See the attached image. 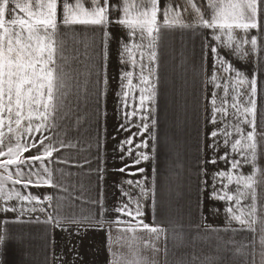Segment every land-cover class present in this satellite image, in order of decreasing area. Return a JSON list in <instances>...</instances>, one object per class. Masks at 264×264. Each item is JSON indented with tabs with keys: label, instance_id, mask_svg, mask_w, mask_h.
Segmentation results:
<instances>
[{
	"label": "crops",
	"instance_id": "crops-1",
	"mask_svg": "<svg viewBox=\"0 0 264 264\" xmlns=\"http://www.w3.org/2000/svg\"><path fill=\"white\" fill-rule=\"evenodd\" d=\"M20 2L28 3L30 0ZM65 2L68 0H57V20L65 43L66 62L61 63L70 77L71 91L61 135L67 133L78 146L64 148L54 153L50 162H45L53 170L55 185L51 187L29 185L24 188L23 179L21 184H14L15 166H10L7 171L0 166V177L11 173L13 178L4 181L6 192L20 191L22 195L35 196L42 202L0 200V206L17 208L16 212H0V235L6 233L8 236L7 241L0 245V264H128L134 260V252H139L146 264H261V253L264 252L260 244V237L264 235V137H257L258 171L253 187L258 212L254 231L233 232L232 229H239L240 225L226 218L230 202L213 198L216 193L223 194V184L227 183L226 178L221 180L215 173L227 172L231 167L219 157L228 152L231 160L234 155L230 144L225 147L223 135L215 139L210 135L224 127L219 115L217 123L211 122V99L212 93L216 92L217 105L221 104L227 77L221 72L215 82L221 85L219 88L210 82L213 56L205 45L219 44L212 39L213 30L177 27L165 31L159 41V82L152 78V83L156 84V96L154 100L144 102L145 106L152 108L151 118L158 122L159 143L153 151L149 133L140 134L141 116L147 114L141 108L140 98L142 94H149L148 91L141 93V88L148 87L141 82L140 67L141 63H149L146 50L133 49L136 60L133 66L131 58L124 52V45L131 46L132 42L127 30L119 24H109L107 38L96 26L63 25ZM128 2L136 4L140 0ZM201 2L206 6L208 0H197L198 4ZM71 3L75 4V0ZM158 3L162 7L171 6L174 0H158ZM110 4L122 9L123 0H120V5H117V0H110ZM16 14L23 15L18 10ZM122 15V10H113L110 18L116 20ZM182 15L186 17L187 13ZM157 18L162 23V11L157 13ZM260 19V44H264V16ZM235 32L243 36L241 30ZM256 34L257 30H251V35ZM226 38V35L222 37ZM141 51H145L143 60ZM221 55L227 56L235 68L246 70L249 77L254 71L259 72L262 87L258 106L264 113V52L260 54L258 68L254 59L251 63L237 60L225 49H221ZM127 72L133 75L130 78L132 87L123 89L128 92L125 98L121 85H127L128 80L122 81L121 77ZM147 74L146 67L143 75ZM232 76L226 97L229 105L235 95L232 88L240 90L235 73ZM232 111L229 107V112ZM133 112L135 115L126 120L125 113ZM227 120L233 121V117L229 115ZM248 130L245 126V131ZM258 131H264V127H259ZM35 138L38 140L40 133H35ZM234 138L239 137L234 134ZM129 139L132 140L131 145L124 144L122 151L121 143ZM142 140H148V148L136 147ZM214 143L219 144L216 150L209 147ZM138 152L148 153L150 159L134 165ZM35 154L36 150L31 149L23 155ZM56 157L66 162L58 163ZM5 158L0 157V160ZM212 160L217 162L211 163ZM126 165V170L120 171ZM138 168L145 171L140 173ZM36 169L42 171L40 162L33 166V170ZM23 170L27 171L26 168ZM238 171L252 175L253 167L242 165ZM145 178L148 186L156 189L155 203L151 194L146 199L140 197L136 182ZM129 181L133 183L129 184ZM229 189L235 192L236 185H229ZM45 196L53 197L52 201H45ZM137 199H141L145 213L140 219L150 227L160 226L168 230L167 238L161 236L155 242L158 252L152 250V237L148 231L127 215L121 217L125 223H113L110 228L105 224L103 231L95 230L87 223L76 225L67 220L62 222L63 230L45 223L53 208H57L60 216L78 218L97 215L101 205L105 218L114 220L120 215L116 209L127 204L134 210ZM251 203L249 197L242 201V206ZM21 204L25 208L35 207L36 211L20 216ZM41 207L45 208L44 212L39 210ZM232 240L234 244L227 243ZM244 245H251L243 247L246 255H236V249Z\"/></svg>",
	"mask_w": 264,
	"mask_h": 264
},
{
	"label": "snow or ice",
	"instance_id": "snow-or-ice-1",
	"mask_svg": "<svg viewBox=\"0 0 264 264\" xmlns=\"http://www.w3.org/2000/svg\"><path fill=\"white\" fill-rule=\"evenodd\" d=\"M120 5V0H117ZM57 0H30L28 3H21L20 0H0V166L5 171L10 166H15L14 184H21L28 188L54 186L55 180L53 170L50 169L46 161L54 158V153H59L62 149L76 148L77 143H73L67 133L61 135V125L66 119L67 98L71 91L69 83L70 77L65 72L66 62L65 43L60 34L57 20ZM17 10L23 15H17ZM121 11L123 15L116 20L110 18L111 11ZM163 14L162 23L158 21L157 13ZM182 13H187L183 16ZM264 16V0H208L205 6L197 0H174L171 6H161L158 0H140L139 3L130 4L128 0H123L122 9L119 6L110 4V0H71L63 3V25H84L96 26L103 31L105 38L109 33L107 27L111 23H117L127 30L131 46L124 45V52L131 58L133 66L136 60L133 57V49H143L147 52L148 65L141 63V82L147 88H141V93L148 91V95H141V108L147 113L141 116L142 127L140 134L149 133V139L153 142L152 147L155 151L159 143L158 122L151 118L152 108L145 106L146 100L152 101L156 96V84L152 83L155 77L159 82V41L165 31H171L177 27L181 29L204 28L211 29L212 39L219 42L218 45L206 44L205 47L211 49L213 56V73L211 83L217 88L221 85L216 84L221 72L227 74L224 85L225 97L220 98L221 104L217 105V93H212L211 104L213 107L212 123H217V116L221 118L224 127L213 131L210 135L216 138L224 136V145L227 148L230 144L231 153L234 154L229 160V153L225 152L219 159L230 163V169L215 173L221 180L227 179L223 184V194L216 193L213 198L230 202L226 208V218L229 222L235 221L240 225L239 229H232L233 232L254 231L258 208L256 205L257 196L254 189L256 183L254 176L257 169L258 139L264 137V131H258L259 127H264V113L259 111L258 98L261 91L259 72L254 71L251 76L247 71L235 68L227 56L221 55V49L227 50L228 54L237 60L251 63L253 59L257 68L260 66V54L264 52V44H260L261 39V17ZM235 30H241L240 36ZM251 30H257L256 35H251ZM226 35V39H222ZM139 41V42H137ZM123 57V53L121 54ZM145 51L140 52L141 60L144 59ZM124 63V60H121ZM153 65L155 67H153ZM147 67L148 74L143 75ZM235 73V79L239 85V92L236 87L232 88L235 95L232 96V103L229 105L226 97L229 94V83ZM132 72L122 74V81L128 80V84L122 83L123 96L126 98L125 87H132ZM106 83V80H105ZM229 107L233 110L229 112ZM133 113H125L126 120ZM231 115L233 121H228ZM151 121V124L148 122ZM245 126L250 130L245 131ZM124 129V126H121ZM150 128L153 130L150 132ZM6 129V131H5ZM231 129V130H230ZM35 133H40V138H35ZM48 133V135H45ZM239 137V138H234ZM132 140H126L123 145H131ZM148 140H142L141 144L136 145L148 148ZM99 147V145H98ZM216 150L218 143L209 145ZM6 149V151H5ZM31 149L36 150L35 155L25 157L23 154ZM131 154V148L128 149ZM236 156L240 158L237 159ZM123 158V157H122ZM58 163L66 161L55 158ZM150 156L146 152H138L134 165H139L141 161H148ZM36 162H40L41 169L33 170ZM216 163V160L210 161ZM242 165L253 167L252 175H245L238 170ZM128 166L120 169L125 171ZM27 169L24 171L23 169ZM138 172L143 173L144 168H138ZM47 174L46 176L44 174ZM235 173V177H234ZM35 177V180H33ZM12 175L0 177V200L18 201L37 200L32 195H22L20 191H5L4 181L12 180ZM132 184V181L128 182ZM236 185V191L231 192L229 185ZM136 187L140 189V197L148 198L151 194L155 203L156 189L149 187L147 178L144 181L136 182ZM215 192V189H214ZM251 197L250 205L242 206V201ZM53 197L45 196V201H52ZM131 200V198H130ZM51 206V204L49 205ZM45 211L44 207L39 209ZM15 206H0V212H16ZM36 211V208H25L20 206V216ZM120 214L114 220L106 219V213L101 205L97 215L89 216H60L57 208H53V213L48 215L45 223H51L53 227H60L63 230L62 222L67 220L69 223L80 225L87 223L95 230H105L104 225L109 228L113 223L119 225L125 223L121 217L130 216L138 225L147 230L151 235L152 250L158 252L156 246L161 236L167 238V229L156 226L150 227L143 219L144 211L141 207V199L136 200V208L133 210L130 205H124L116 209ZM19 219V217H17ZM132 230V229H130ZM8 239L7 234L0 235V245ZM227 243H235L234 240ZM260 244L264 248V235L260 237ZM243 247L236 249V255H246ZM134 260L128 264H146L139 252L133 253ZM261 264H264V252L261 253Z\"/></svg>",
	"mask_w": 264,
	"mask_h": 264
}]
</instances>
